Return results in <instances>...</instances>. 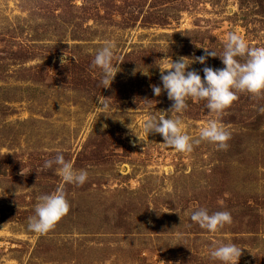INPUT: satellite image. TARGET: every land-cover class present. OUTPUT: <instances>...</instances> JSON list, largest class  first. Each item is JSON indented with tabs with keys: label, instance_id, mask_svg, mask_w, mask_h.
Masks as SVG:
<instances>
[{
	"label": "rangeland",
	"instance_id": "rangeland-1",
	"mask_svg": "<svg viewBox=\"0 0 264 264\" xmlns=\"http://www.w3.org/2000/svg\"><path fill=\"white\" fill-rule=\"evenodd\" d=\"M261 3L0 0V264H220L210 251L221 243L242 249L238 264H264V94L236 92L218 114L188 98L172 113L193 139L217 120L224 149L201 140L176 151L144 128L172 105L152 92L159 67L220 54L229 33L264 46ZM105 41L118 64L108 88L92 64ZM204 67L224 65L206 56L187 70L203 79ZM58 153L88 173L84 184L43 168ZM61 185L67 213L44 233L28 230L38 197ZM200 208L231 222L209 233L190 220Z\"/></svg>",
	"mask_w": 264,
	"mask_h": 264
},
{
	"label": "clouds",
	"instance_id": "clouds-1",
	"mask_svg": "<svg viewBox=\"0 0 264 264\" xmlns=\"http://www.w3.org/2000/svg\"><path fill=\"white\" fill-rule=\"evenodd\" d=\"M115 45L112 41H105L103 46L95 53L92 64L102 71L100 84L103 88L111 85L116 73L114 69L118 64H113ZM204 49V48H203ZM207 57H219L223 68L202 69L203 79L195 70H187L194 62L204 64ZM160 68V81L162 87L152 85L155 96L163 91L172 101L167 116H152L144 123L148 132L159 133L163 143L176 151H191L194 143L206 140L215 143L220 149L226 148L229 133L215 119L208 120L200 128L199 138L193 139L183 132V122L179 115L173 117L172 113L183 112L188 98L206 101V108L210 113H220L235 99L236 92H247L253 96L264 94V46L253 47L236 33H229L223 51L218 54L215 50L205 49V55L189 58L179 57L164 68ZM137 69H134V73ZM142 74L147 75L144 71ZM97 107L105 111L110 109L106 97H97ZM264 112V108L260 109ZM164 113V112H163ZM55 167V172L63 183L82 185L88 178L85 170H77L70 161H66L61 154L54 159L46 160L43 168ZM69 205L63 191V186H58L54 192L38 197L34 207V215L28 218L27 228L35 233H44L68 211ZM190 220L209 233L231 222V215L227 211L209 213L207 209L200 208L191 212ZM242 249L234 243H221L210 251L212 259L220 264H238Z\"/></svg>",
	"mask_w": 264,
	"mask_h": 264
},
{
	"label": "trees",
	"instance_id": "trees-1",
	"mask_svg": "<svg viewBox=\"0 0 264 264\" xmlns=\"http://www.w3.org/2000/svg\"><path fill=\"white\" fill-rule=\"evenodd\" d=\"M101 1H102V0H101ZM103 1H105V0H103ZM261 5H262V7L264 8L263 3H261ZM98 13H99V11H98ZM187 46H188V44H184V46H182V51H181V52L186 51ZM252 126H253V127H251V128H249V127H246V128H248V129H250V130H254V129H257V128L259 127V126H257V127L254 128V123H252Z\"/></svg>",
	"mask_w": 264,
	"mask_h": 264
}]
</instances>
